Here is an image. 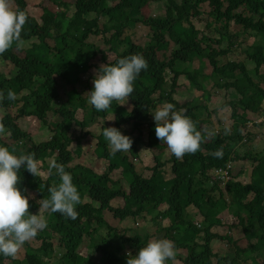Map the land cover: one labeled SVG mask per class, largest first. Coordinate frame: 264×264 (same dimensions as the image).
<instances>
[{
    "label": "trees",
    "instance_id": "1",
    "mask_svg": "<svg viewBox=\"0 0 264 264\" xmlns=\"http://www.w3.org/2000/svg\"><path fill=\"white\" fill-rule=\"evenodd\" d=\"M15 2L19 5V10L28 14L25 9L26 0ZM163 2L165 13L159 12V15L154 17L146 16L142 11L148 0H119L113 5L110 4V0H75V11L71 17L66 11L53 15L51 11L44 10L41 23L27 17V22L23 26L21 37L24 44L32 36L38 39V42H34L28 49L27 56L20 58L10 52L11 48L0 55V62L10 58L17 67L16 77L11 80L17 92L27 91L34 76L40 78L41 85L37 93L41 95L38 99L32 101V96L28 95L23 96L26 101L20 99L21 105L19 99L13 102L17 104L21 117L37 116L51 131L49 139L35 142L32 149V153L36 152L35 158L43 161L40 162V166L47 176L41 173L33 176L23 167L21 173L19 172L21 177L19 187L22 193H27L23 191L24 189L36 191L35 199L29 200V211L40 208L38 200L49 198L50 193L47 189L60 183L54 169L52 173L48 172L52 158L63 164L65 171L71 173L73 183L81 196V203L77 205L79 215L75 220L50 211L42 213L47 220V227L38 232L42 243L37 248L25 244L24 257H20L17 264H50L48 259L54 254L57 256L58 264H127L126 254L130 251L135 256L140 247L146 246L155 235L150 229L145 233L134 230L131 235L127 234L129 229H126L125 233L119 234L114 226L109 225L103 217V211L110 206V201L116 196L123 197L126 202L123 210L114 213L115 216L131 219L151 216L160 222L165 218L169 219L171 225L169 230L173 233H168L167 236L174 242L175 260L180 259L185 264H264V138L259 144L255 140L256 133H248L245 137L240 135L237 129V125L242 127L247 125L250 121V112L261 110V102L264 99V88L256 79L261 75L260 68L264 65V0H163ZM205 7L207 10L204 11L208 13V17L207 27L203 33L200 31L201 27H196L194 18L201 17L204 12L202 9ZM92 13L96 16L90 18ZM47 15H50V18ZM138 15H141L140 19L152 28L151 38L145 43H134L120 49L125 41L131 40V26L138 23ZM100 16L107 17V21L102 25L99 24ZM232 23L236 27L234 31H244L250 37H259L258 41L251 45L235 41L233 37H236L237 33L231 32ZM207 28L208 35L205 34ZM215 29L219 32V37H213ZM109 31L112 32L106 39L109 44L108 51L115 48V36L116 53H119L112 63L135 53L143 54L148 63V68L142 70L134 81V91L129 98L131 109L128 110L117 101H113L108 110L97 112L92 105L87 104L88 99L78 98L74 91L68 102L56 107L52 97L44 101L47 92L55 88L58 81L56 76L64 83H76L80 80L81 71L86 72L90 66L95 69L100 67L99 62L90 65L99 49L92 43L81 46L80 42L90 35L108 34ZM49 36L54 37L57 48L53 49L45 42ZM224 36L229 38L228 47L218 50L215 42H222ZM166 37L180 45L169 57L163 50L170 44ZM238 44L241 46L245 44L242 52L247 55L246 62L226 63L223 60V64H220V58ZM106 58L107 55L104 54L103 60ZM196 58L199 59L198 66L193 67ZM205 58H208L213 67L206 63ZM247 62L256 65V75L247 69ZM168 71L173 73L172 85L184 75L190 80L192 87L199 89L202 86L197 82V78L203 76L213 79L214 86L218 89H235L236 94L240 95L236 98L232 92L233 99L228 104H232V115L235 122H238L235 126L238 131L237 137L246 139L245 145L249 144L252 147V150L244 152L242 156L244 161L252 160L250 165L252 168L249 171L251 180L245 184L235 180L229 181L226 184L228 196L225 195L221 182L212 178L211 170L225 165L233 151L224 146H217V139H221L217 134H213L211 140L205 143L207 150L200 147L195 154H185L183 159H177L173 154L163 159L164 149L156 137L155 123H150L147 148L154 154L155 164L150 168L151 174L146 176L139 172L127 155L121 156L120 153L113 155L101 131L99 151L102 156L109 159L111 171L123 167L122 174L130 184L129 190L117 187L118 180H114L110 173H97L93 167L74 162L75 155L71 150L74 139L70 135L73 125L89 127L96 122L99 124L101 116L111 113L118 114L117 124L134 121V129L139 131L135 139V143L138 144L142 139L141 126L144 121H148L151 108L154 106L153 94L159 91L158 102H162L164 98L173 100L171 92L165 89L168 85L166 80ZM262 77L264 78V75ZM203 89L204 95L208 97V90ZM216 93L214 97L218 96ZM226 105L223 103L221 106ZM79 107L89 111L82 121L76 114ZM202 108L206 106H188L186 109V115L196 126L210 120V114L204 119H199ZM48 110L54 112V118L47 119ZM3 124L12 139L19 141L22 138L21 129L13 118L8 116ZM101 126L102 130L107 127L105 124ZM230 137L225 135V138ZM0 146L8 147L11 151L13 144L0 137ZM218 150H221L220 156L216 155ZM132 153L134 156L139 154L136 144L132 147ZM234 157L238 158L239 155L235 153ZM88 191L92 200L101 202L99 208L94 207L92 202H84V194ZM191 205L197 207L203 216L201 226L194 221V217L188 211L192 208ZM159 207L166 208L160 210ZM224 209H228L237 219L235 225L242 229V237L235 238L228 233L221 235L213 230L221 223L219 214ZM128 224L126 221V226ZM104 227L108 229L106 235L100 232ZM85 234L92 236L94 252L101 254L98 262L90 256L81 255L78 250ZM216 238L227 239L229 245L226 250L217 252L213 250L211 242ZM53 240L57 241L59 250L54 248ZM59 252L60 256L57 255ZM3 260L4 255L0 254V264H3ZM168 264L173 262L169 261Z\"/></svg>",
    "mask_w": 264,
    "mask_h": 264
},
{
    "label": "clouds",
    "instance_id": "2",
    "mask_svg": "<svg viewBox=\"0 0 264 264\" xmlns=\"http://www.w3.org/2000/svg\"><path fill=\"white\" fill-rule=\"evenodd\" d=\"M13 1L15 2V0H0V55H3L7 50H9L13 46V44H15L17 48L22 47L24 44V41L21 37V33L23 26L27 22V15L24 11L19 10V5L16 2L15 3L18 5V7L14 8ZM205 9L207 8L205 7ZM138 16V23L131 26V36L135 32L137 25H148L142 19H140L142 17L141 15ZM151 35L152 34H149L148 36L151 37ZM114 39L115 48L114 50L110 51L116 54L113 57V61L119 55L118 52L116 53L117 39L115 38V36ZM130 39L131 40L129 41H125V43L121 45L120 49H124L127 46L134 45L135 42L132 41V38ZM33 43H28V45L26 46L28 47L27 49H29ZM173 44L178 47H173ZM179 47V44L175 42L173 43V41L171 40V43L169 44L168 48H165L163 50L169 57L173 54L172 51ZM10 52L14 53L11 50ZM111 61L109 60L107 64H101L98 69L94 70V75L89 77L86 82L82 81V79L80 78L78 82L71 83L73 87L71 88V90L67 91L68 100L66 102H68L72 98L73 91L75 92L78 98L83 99L81 94L77 91V86L81 84L83 86H87V104L92 105L97 112L108 110L113 101H126V103H119V105L121 106L127 104L129 98L131 97V94L134 91V81L137 79L142 70H146L148 68L147 60L145 59L143 54L135 53L126 57L119 58L115 63H112ZM92 63L94 62L91 61L90 65ZM11 64L12 61L7 62L6 60H3L2 62H0V68L9 70L10 68H8L7 65H10L12 67ZM0 73H2V76H0V137L6 138L7 134H9L10 137L11 134L10 132H7L8 130L6 131L3 122H6L8 116L16 121V118L11 113H5L6 108L16 107L18 109L17 104L13 101L15 99L21 98L26 101V99L23 97V95H21L19 98H16V94L20 92L16 91V88L11 81L16 77L17 74L16 65L13 76H5L3 72ZM81 73L85 72L81 71L79 73V76ZM65 85L68 84L65 83ZM21 92H25V90H22ZM51 97L53 98V103L55 107L62 104L60 102H55V99H58L59 97L58 83H56L55 88L53 90L47 92L44 101L47 98ZM80 108L84 109V107H79L76 112L77 116ZM48 112H50V110H48L47 113ZM84 112L85 117L89 113V111H86L84 109ZM186 112V109L175 110V105L168 102H165L161 106L157 107L151 113L155 122V134L157 139L161 141V143L166 144L170 153L173 154L177 159H183L185 154H195L197 151L200 150V147H203L202 150H207L205 148V143L211 140L210 137H212L213 134L219 135L221 139H217V146H224L228 149H231L233 152L231 153V158L226 162L225 165L217 166L211 170L212 178L219 180L220 182L225 179L226 184L231 180L236 181L234 176L231 175V170L233 169V163L235 162V160L244 161L242 158L244 154L242 155L238 151V147L240 144L246 146L244 143L246 139L237 137L238 131L240 135H243L241 133L242 126L237 125L238 131L235 127L236 125H232L231 130L224 129L221 132L213 131L210 132L211 135H208L204 131V128L207 126L204 125L202 127V132L200 130H197L195 122L189 116L186 115ZM83 119L80 120L82 121ZM149 119L150 118H148V120ZM113 120L115 119L109 121ZM96 123H94L93 125H95ZM98 123L101 124V122ZM76 126L81 127V132L79 134L75 130ZM87 128L88 127L86 126L74 124L71 129L70 135L74 139L71 144V150L74 152L75 155L74 162H77L76 164H79L78 162H81V164L86 167H93L96 169L103 166V160H108L109 173L111 171L109 169V159L102 156V153L99 151L98 148L99 143L97 144L96 150V152L99 153L98 155L95 153L92 145H89L88 149L85 150V148L81 144L83 135L89 134V131L86 130ZM20 131L22 134V138L19 141H16L12 138L11 142H8L6 140L8 143L13 144L11 151L8 147L0 146V254L4 255L3 264H17L18 261H20V257H16V254L22 246L24 247L25 244L33 245V243L36 241H41L42 243V240L38 236V232L47 227V220L44 216L39 214V211L36 214H33L29 211V200L35 199V196L30 193L28 195H24L21 191V188L19 187L21 183V177L19 175V172L20 170H22V167L25 168L33 176H38L40 174V162H43L42 160H37L35 158L36 152L32 153L34 144L29 149L20 148L21 144H23L25 140H28L30 138V135L23 132L22 130ZM102 135L108 142L109 147L111 149V153L113 155L115 153H120L122 154L121 156L127 155L130 160L136 165V168L139 170L140 173H143V170L145 168L150 169L153 166L150 165V163H146V160L149 159L155 161L154 154L149 148H145V150L151 152L152 154L145 153V155L138 154V156H134L131 152L135 158H139L138 162L144 167H139L138 163H135L131 159L130 155L124 153L131 151L133 139L127 135L122 134L120 129L116 127H104L102 130ZM225 135L231 137L225 138ZM90 137L94 139L92 133L90 134ZM262 139L263 138H259L256 141H258V143L260 144ZM74 145L75 147H73ZM88 150H90L91 153L90 158L84 159L83 156ZM235 153L239 155L238 158L234 157ZM216 155L220 156L221 150H218L216 152ZM171 156L172 155H169L168 157ZM163 159L166 158L163 157ZM53 169L55 170L56 175L59 176L60 183L58 185L51 186L47 189L50 193L49 198H43L38 200L40 202V208L42 210L50 211L51 213H59L65 218L75 220L79 215L77 211V205L81 203V196L79 194L78 188L73 183V177L71 173L65 171V166L63 164L57 163L55 158L51 159L48 167V172L52 173ZM246 172L250 176V172L246 170L242 171L241 174H245ZM23 191L27 192V189H24ZM89 193L90 192L88 191L84 194V202H86V197H89V202H92L94 207L99 208L101 206V202L99 200H92ZM115 198L110 201V206L106 207V209L113 210V213L116 214L117 210H123L125 203L122 206L120 205L114 207L113 201L115 200ZM191 206L195 207L194 205ZM165 208L166 207H159L160 210H164ZM119 216L120 215L116 217H118L120 220H123V222H125L126 220H133L134 222H136L138 218L144 221L153 220L156 222L155 228H147L143 232L145 233L148 229H150L154 233L155 238L150 239L147 242L146 246L140 247L139 251L135 256H133L132 253L129 251L126 254L127 264H168L169 261H172L173 264H175L176 251L174 247V242L171 241L167 236L168 233H173L172 230H169V228H171V225L169 224L168 218L164 219L168 220V224L163 226V220L162 222H160L158 220L152 219L151 216H147V218L136 217V219ZM107 223L111 225L108 221ZM236 223L237 222L234 221L232 227L236 226ZM137 224H139L138 221ZM161 232H164L162 236L159 235V233Z\"/></svg>",
    "mask_w": 264,
    "mask_h": 264
},
{
    "label": "rangeland",
    "instance_id": "3",
    "mask_svg": "<svg viewBox=\"0 0 264 264\" xmlns=\"http://www.w3.org/2000/svg\"><path fill=\"white\" fill-rule=\"evenodd\" d=\"M119 0H110V4H116ZM75 0H26V5H25V9L27 10L28 14L26 13L27 17L34 19L35 22H40L41 23V18H43L42 14L44 10H49L51 11L53 14H57V13H61L62 11H66L67 15L69 17L72 16V14L75 11V5H74ZM13 7L17 8L18 5L13 1ZM165 5L163 0H148V3L143 7L142 11L144 13V15L149 16V17H154L156 15H159L161 13H165ZM204 10V9H202ZM207 10V9H205ZM96 14L92 13L90 14V18L95 17ZM47 17H50V15H47ZM207 17H208V13L206 11L203 12L202 16L200 17H195L194 21H195V25L196 27H201L200 31H202L204 33V28L207 27ZM107 21V17H99V24H104ZM231 29H232V33H237L236 37H233V39L235 41H238L239 43H245L246 45H251L252 43L258 41L259 37H255V36H249V34L247 32L244 31H234L236 30V27L234 25V23L231 24ZM208 28L205 29V34L208 35L207 32ZM37 33L39 31V29H36ZM112 31H109L108 34L103 33L100 35H90L88 36L86 39H83L82 42H80L81 46H84L86 43H92L94 44L98 49V53L95 55L94 58H92L93 62H99V64H106L104 62H108L109 60H113V57L116 55L115 53L109 52L108 51V47L109 44L107 43L106 39L107 37L111 34ZM153 30L150 28L149 25H137L135 32L132 34L131 38L132 41H134L135 43L138 42H147L151 37H149V34H152ZM214 36L213 37H219V32L215 29L214 31ZM166 39L169 40V42L171 43V40L169 37H166ZM222 42L217 43L215 42L217 45H215L216 47H218V50H220V48L225 49L228 47V40L229 38H227L226 36H224L222 38ZM38 40L32 36L22 47L17 48L16 46H12L11 47V51L14 52L17 56H19L20 58L27 56V48L26 47L28 45V43H33V42H37ZM45 42L48 43V45L55 49L57 48V42L54 39L53 36H49L45 39ZM244 45H235L232 50L227 52V55L223 56L222 58H220L221 62L220 64H223V60L226 61V63L228 62H238V61H242V62H246L247 55L243 54L242 49L245 46ZM173 47H178L176 45L173 44ZM170 48V47H169ZM106 54L107 58L106 60H103V55ZM53 56V55H52ZM198 58H196V60L193 63V67H197L198 66ZM7 62H11V59L6 60ZM205 61L207 64L211 65V63L209 62L208 58H205ZM12 67L10 65H7L8 68H10L9 70H6L4 68H0V72H3L5 74V76L9 75V76H13L14 72H15V65L14 63L11 64ZM212 66V65H211ZM213 67V66H212ZM255 67L256 65L252 62H247V69L253 74L256 75L255 73ZM98 68V67H96ZM207 68H211V67H207ZM206 68V69H207ZM94 70H96L94 67L90 66L89 69L87 70V72L85 73H81L80 74V78L82 79V81L86 82L88 80L89 77H91L92 75H94ZM206 71V70H205ZM259 74H261L259 77H256V79L260 82V85L264 88V78L262 77V75H264V65L260 68V72ZM173 73L169 72L167 73V78L166 80H168V85H166L165 89L169 92H171V96L173 100H169L168 98H164L162 99V102H158V96H159V91L155 92V94H153V100H154V106L151 108L150 114H149V120L148 121H144L143 125L141 126V130H142V139L140 140V142L134 143L136 137L139 135V131L134 129L133 125L134 121H130V122H122L121 124H117V113H111L107 116H101L100 120H101V124H105L107 125V127H116L118 129L121 130L122 134L127 135L129 137H131L133 139V144L132 147L136 144L138 151H139V155H145V153L148 154H152L151 152L145 150V148L148 147L147 142L149 140V130H150V123H155L153 116H152V112L159 106H161L162 104H164L165 102L168 103H172L175 105V110H180V109H187L188 106H206V108H202V112L199 114V119H204L205 117H207L208 114H210V120L206 121L205 123H201L199 126L197 127V130H200L202 132V127L205 125L207 127L204 128V131L208 134L211 135L210 132L213 131H218L221 132L224 129H228L231 130L232 125H237L238 122H235V118L232 115L233 114V110H232V104H228V102L230 100L233 99V96H231L232 92L236 98H239L240 95L236 94L235 89H225V88H221L218 89L217 86H214V80L211 78H204L203 76H199L197 78V82L201 84V88L197 89L195 87L191 86L190 80L188 78H186L184 75H181L176 81L175 84L172 85L171 79H172ZM58 81V91H59V97L58 99H55V102H66L68 100V94L67 91L71 90V88L73 87L71 84L65 85V83L61 80V78H59L58 76H56ZM32 84L31 87L25 91V92H20L16 94V98H19L21 95L23 96H28L31 95L32 96V101H34L35 99H38L39 96L41 95L40 93H37L39 90V87L41 85V81L40 78L38 76H34L32 79ZM87 86H83L81 84H79L77 86V91L81 94V96L83 97V99H87L86 95H87V91H86ZM206 88L208 90V97L204 95V89ZM202 89V90H200ZM217 92V93H216ZM216 95H218L217 97H214ZM191 99V100H190ZM19 105L22 104V101L19 99ZM118 103H126V101H121ZM131 100H129L127 102V104H125V108L130 110L131 109ZM225 103L227 104L225 107H222L221 105ZM37 108V106H36ZM5 113H11L15 118L16 121L18 123V127L25 133H27L28 135H30V138L28 140H25L23 144H21L20 148L21 149H29L33 144H36L35 142L38 141L42 142V140L45 139H49V134L51 135V131L50 129L47 128V126H44V124L42 123L41 119H39L37 116H28V117H20L19 116V111L16 107L13 108H6ZM85 115L84 109L80 108L78 111V116L80 119H83ZM250 116V121L247 123V125L245 127H242L241 133L243 135H247L248 133H253V134H257L255 140H258L259 138H264V99L261 102V110L259 112H255V113H251L249 114ZM55 117V114L53 111H50L48 113V117L47 119H52ZM115 119L113 121H109ZM101 124H95L93 126L88 127L86 130L89 131V134L87 135H83V139L81 144L83 145V147L85 148V150L88 149L89 145H92L95 153L98 155L99 153L96 152L97 150V144L99 141V135L100 132L102 131V126ZM209 127V128H208ZM76 132L79 134L81 132V127L80 126H76L75 128ZM93 134V138L90 137V134ZM210 133V134H209ZM34 138V141H33ZM6 140L8 142H11L12 139L10 137L9 134L6 135ZM249 143V142H248ZM162 144V148L164 149V153H163V157L164 158H168L169 155H172L167 147L166 144L161 143ZM18 146V147H19ZM75 147V145L73 146ZM110 149V148H109ZM252 150V147L249 145L244 146L243 144H240L238 147V151L243 155L244 152L250 151ZM132 148L131 151L128 152H124L125 154L130 155L131 159L135 162L138 163L139 167H144L143 165H141L138 161L139 158H135L132 155ZM90 150H88L87 152H85L83 158L84 159H89L90 158ZM119 156V154H117ZM104 164L103 166L96 168L95 170L97 171V173H104V172H108V160H103ZM77 163V162H76ZM79 164H81V162H78ZM146 163H150V165H154L155 161H152L151 159L146 160ZM256 164V163H255ZM253 164V165H255ZM72 165H74V163H72ZM250 165H252V160H247V161H240V160H235V162L233 163V169L231 170V175L234 176V178L236 179V181H241L243 183H248L251 178L249 176V174L246 172L245 174H241L242 171L246 170V171H250L252 167H250ZM168 167V166H167ZM122 169L123 168H119L113 171H110V175L112 176V178L114 180H118L117 182V187L124 189V190H129L130 189V184L128 183V181L122 176ZM21 173V170H20ZM40 173L47 176V173L42 169V166H40ZM143 173L145 175H150L151 174V170L149 168H145L143 170ZM228 179H229V175H228ZM221 186L224 189L225 195L228 196V191L226 189V181L225 179L221 181ZM32 194L33 196L36 197V191L31 190V189H27V193H23L24 195H28V194ZM90 198L86 197V201H89ZM125 200L123 197H116L115 200L113 201V206H122L124 205ZM42 215L43 212H47V210H42L41 208H38L37 210H33L31 213L36 214L38 213ZM192 216L194 217V221L200 226L202 225V220H203V216L201 215V213L199 212L197 207H192L189 208L188 210ZM103 216L104 218L114 227H116V230L119 234L125 233L126 229H129V232L127 233L128 235H131L132 232L134 230H136V232L141 233L144 232L147 228H155L156 227V222L151 220V221H144L138 218V223L137 221L134 222L133 220H126L127 222H129L128 226H126V221L123 222V220H120L118 217H116L113 213V210H109L106 209L103 212ZM219 217L221 218V223L217 224L214 227V231L217 233H220L221 235L223 234H231L233 237L235 238H240L243 236V231L241 228H239L238 226L236 227H232L234 221L237 222V219L235 217L232 216V214L229 212L228 209H224L220 212ZM163 226L168 224V220H163L162 222ZM108 231V229L106 227L101 228L100 232H102L103 234H106ZM164 234V232L159 233L160 236H162ZM52 241V239H51ZM54 241V248L56 250H59V245L57 244L56 240ZM41 245V241H36L33 243V247L37 248ZM228 243H227V239H220V238H216L215 240H213L211 242V246H213V250L214 251H224L226 250V248L228 247ZM79 252L81 255L83 256H90L94 261L98 262L100 259V253L99 252H94V246L92 244V236L90 234H85L84 239L82 244L79 246ZM128 250H130V248H128ZM62 251V250H61ZM60 251V252H61ZM60 252L57 253L58 256H60ZM24 253H25V249L22 246L18 253L16 254V257H24ZM57 256L54 254V256L49 257L48 260L50 264H58L57 261ZM13 264V263H11ZM175 264H185L183 261H181L180 259L175 260ZM243 264V263H242Z\"/></svg>",
    "mask_w": 264,
    "mask_h": 264
},
{
    "label": "bare ground",
    "instance_id": "4",
    "mask_svg": "<svg viewBox=\"0 0 264 264\" xmlns=\"http://www.w3.org/2000/svg\"><path fill=\"white\" fill-rule=\"evenodd\" d=\"M157 40V39H156ZM159 40V39H158ZM191 100V99H190Z\"/></svg>",
    "mask_w": 264,
    "mask_h": 264
}]
</instances>
